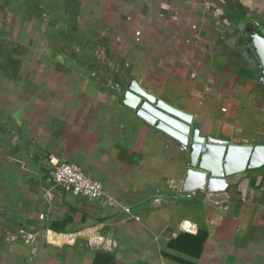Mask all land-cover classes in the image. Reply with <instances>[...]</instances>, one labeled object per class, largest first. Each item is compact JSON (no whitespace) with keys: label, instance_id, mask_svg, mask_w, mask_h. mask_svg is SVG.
Listing matches in <instances>:
<instances>
[{"label":"crops","instance_id":"1","mask_svg":"<svg viewBox=\"0 0 264 264\" xmlns=\"http://www.w3.org/2000/svg\"><path fill=\"white\" fill-rule=\"evenodd\" d=\"M251 35L264 0H0V264H264V165L209 178L121 102L133 80L199 136L264 146ZM51 159L107 204L53 186Z\"/></svg>","mask_w":264,"mask_h":264},{"label":"water","instance_id":"2","mask_svg":"<svg viewBox=\"0 0 264 264\" xmlns=\"http://www.w3.org/2000/svg\"><path fill=\"white\" fill-rule=\"evenodd\" d=\"M252 48L264 68V38L251 35ZM121 102L134 110L143 121L164 132L188 150V164L209 178H224L264 165V146L230 145L220 140L199 136L190 127L191 118L143 92L130 80Z\"/></svg>","mask_w":264,"mask_h":264},{"label":"built area","instance_id":"3","mask_svg":"<svg viewBox=\"0 0 264 264\" xmlns=\"http://www.w3.org/2000/svg\"><path fill=\"white\" fill-rule=\"evenodd\" d=\"M53 167L50 172L51 183L55 187H61L70 191L75 196L98 203L104 207V190L101 184L88 177L79 167L53 160Z\"/></svg>","mask_w":264,"mask_h":264},{"label":"trees","instance_id":"4","mask_svg":"<svg viewBox=\"0 0 264 264\" xmlns=\"http://www.w3.org/2000/svg\"><path fill=\"white\" fill-rule=\"evenodd\" d=\"M117 217L119 216V214L116 215ZM121 217V216H119ZM102 222L107 221L106 218L101 219ZM65 225V224H63ZM47 228L53 232H57V233H63L65 232L66 229H64V227H60V224L57 223L56 220H50L47 224ZM198 236H200L201 238L205 237V233L204 232H198L197 233ZM180 240L178 238L174 239V240H170L167 243V247L173 250H176L179 253H183L186 254L190 257L193 258H198L200 255V251L196 252V251H192L191 249L186 248L185 246H181V244H178ZM95 264H113V256L108 255V254H104L101 252H96L95 253ZM177 261H182L180 258L176 259Z\"/></svg>","mask_w":264,"mask_h":264},{"label":"rangeland","instance_id":"5","mask_svg":"<svg viewBox=\"0 0 264 264\" xmlns=\"http://www.w3.org/2000/svg\"><path fill=\"white\" fill-rule=\"evenodd\" d=\"M27 241L28 242H31L32 244H35L36 243L33 236H29L28 239H27ZM109 246L112 247L113 246V242L112 243L110 242V245Z\"/></svg>","mask_w":264,"mask_h":264}]
</instances>
